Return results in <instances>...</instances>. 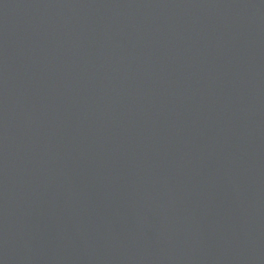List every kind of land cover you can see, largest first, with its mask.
Here are the masks:
<instances>
[{
  "label": "water",
  "instance_id": "obj_1",
  "mask_svg": "<svg viewBox=\"0 0 264 264\" xmlns=\"http://www.w3.org/2000/svg\"><path fill=\"white\" fill-rule=\"evenodd\" d=\"M0 264H264V0H0Z\"/></svg>",
  "mask_w": 264,
  "mask_h": 264
}]
</instances>
